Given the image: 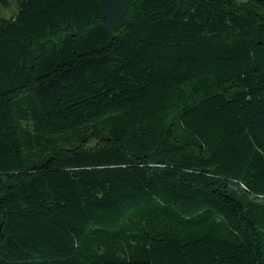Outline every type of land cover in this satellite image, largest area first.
Returning a JSON list of instances; mask_svg holds the SVG:
<instances>
[{
	"label": "trees",
	"instance_id": "16d2710c",
	"mask_svg": "<svg viewBox=\"0 0 264 264\" xmlns=\"http://www.w3.org/2000/svg\"><path fill=\"white\" fill-rule=\"evenodd\" d=\"M11 4L0 264H264V0Z\"/></svg>",
	"mask_w": 264,
	"mask_h": 264
},
{
	"label": "rangeland",
	"instance_id": "374dc122",
	"mask_svg": "<svg viewBox=\"0 0 264 264\" xmlns=\"http://www.w3.org/2000/svg\"><path fill=\"white\" fill-rule=\"evenodd\" d=\"M240 2H248L250 0H238ZM13 3V2H12ZM16 11V6L15 4H11L10 8H1L0 10V15L3 17H10L12 16ZM264 13V10H262Z\"/></svg>",
	"mask_w": 264,
	"mask_h": 264
}]
</instances>
